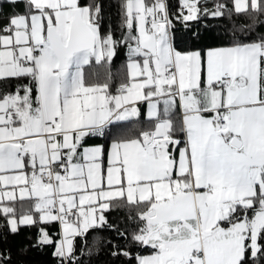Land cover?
Listing matches in <instances>:
<instances>
[{
    "label": "snow or ice",
    "instance_id": "6c2138e0",
    "mask_svg": "<svg viewBox=\"0 0 264 264\" xmlns=\"http://www.w3.org/2000/svg\"><path fill=\"white\" fill-rule=\"evenodd\" d=\"M118 15L119 36L103 0H0V228L37 229L15 253L0 234V264L46 247L83 264L77 237L99 229L121 264H264V0H120ZM233 16L249 22L207 40L205 20ZM121 47L113 94L85 68ZM144 102L146 128L89 142ZM121 203L131 226L105 215Z\"/></svg>",
    "mask_w": 264,
    "mask_h": 264
},
{
    "label": "trees",
    "instance_id": "16d2710c",
    "mask_svg": "<svg viewBox=\"0 0 264 264\" xmlns=\"http://www.w3.org/2000/svg\"><path fill=\"white\" fill-rule=\"evenodd\" d=\"M170 3H174L175 0H169ZM209 6L211 7L215 0H208ZM105 8V28L110 22L116 35L119 36L120 33L117 30V25L119 23V3L120 0H103ZM5 11L8 10V5L4 6ZM249 21L246 17L233 16L231 20L228 18H211L209 17L204 21V24L208 26L207 31H205V36L207 40L220 43L223 38L227 41L231 38V32L234 30V25L239 26L240 24H246ZM178 35L182 38L181 43L184 44L187 41V29H185L181 24L177 23ZM203 30V25H201ZM256 32L264 33V25H257ZM126 63H127V49L126 47H121L117 50L116 56L113 58L112 62L108 66L96 65L95 62L91 66H86L85 71L98 73L101 80L110 76V91L114 92L115 88L120 85V82L125 78L126 74ZM149 120L142 116L141 118L130 120L125 124L117 123L112 125L108 130L107 139L98 138V141L102 143H109L111 138L118 133L127 132L131 130L132 134H135L139 129L146 128L148 126ZM135 215V209L131 206L121 203L120 206L115 208H110L106 211L109 222L118 223L120 227L131 226L128 216ZM0 223H4L3 218L0 217ZM58 225H53L50 231H56ZM37 229L35 227L21 226L20 233L18 235H12L8 233L7 227L0 228V234L7 236V243L4 246L11 247L13 252L23 244L27 243L26 238H35ZM114 234L106 229L90 230L87 234L86 241L80 237H77V245L79 248L84 250V255L80 257L83 264H121L120 261L115 260L108 254V248L104 247V238L111 237ZM110 247V246H109ZM89 249L91 251L89 252ZM52 248L46 247L43 250L37 248L29 251L25 256H14L17 261H24L25 264H57L56 258L52 256Z\"/></svg>",
    "mask_w": 264,
    "mask_h": 264
},
{
    "label": "crops",
    "instance_id": "0c3cea01",
    "mask_svg": "<svg viewBox=\"0 0 264 264\" xmlns=\"http://www.w3.org/2000/svg\"><path fill=\"white\" fill-rule=\"evenodd\" d=\"M6 5V4H5ZM5 5H3V7L5 6ZM119 86V85H118ZM113 94H116V88H115V91L113 92ZM141 116L139 117V118H141L142 116H144V118H146V119H148V117H147V102H144L143 104H142V106H141ZM134 119H138V118H133L132 120H134ZM130 121V120H129ZM128 121H121V122H118V123H122V124H125V123H127ZM110 128H111V126H110ZM109 128V129H110ZM90 143H102V142H100V141H98V138H91L90 139V141H89ZM110 208H111V206H110ZM105 215H106V212H105ZM107 216V215H106Z\"/></svg>",
    "mask_w": 264,
    "mask_h": 264
},
{
    "label": "built area",
    "instance_id": "2783aa9c",
    "mask_svg": "<svg viewBox=\"0 0 264 264\" xmlns=\"http://www.w3.org/2000/svg\"><path fill=\"white\" fill-rule=\"evenodd\" d=\"M119 88V86L116 87V90Z\"/></svg>",
    "mask_w": 264,
    "mask_h": 264
}]
</instances>
